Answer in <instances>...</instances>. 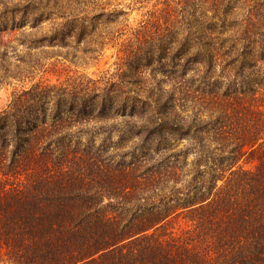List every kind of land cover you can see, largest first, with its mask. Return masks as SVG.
<instances>
[{
  "label": "trees",
  "instance_id": "trees-1",
  "mask_svg": "<svg viewBox=\"0 0 264 264\" xmlns=\"http://www.w3.org/2000/svg\"><path fill=\"white\" fill-rule=\"evenodd\" d=\"M62 1L0 0V58L18 63L0 90L30 82L0 110V264H264V0H164L125 39L97 32L117 11ZM19 45L45 73L109 49L116 68L32 82ZM182 214L193 229L159 234Z\"/></svg>",
  "mask_w": 264,
  "mask_h": 264
},
{
  "label": "rangeland",
  "instance_id": "rangeland-1",
  "mask_svg": "<svg viewBox=\"0 0 264 264\" xmlns=\"http://www.w3.org/2000/svg\"><path fill=\"white\" fill-rule=\"evenodd\" d=\"M11 1L14 2V0ZM92 1L94 3L93 2H91L93 4L88 3V6L90 10H92L93 13H95L96 15L101 13V8L103 7H107L108 11H117L119 13V16L117 17L115 23H111L108 27H100V29L97 31L98 34L103 35L106 34L107 32L106 36H108L111 32L117 31L119 33H115V37L118 36L124 39L128 36V35L125 36V29H129L130 27L136 28L141 22L147 21L150 12L160 11L164 8L163 5L164 0H92ZM186 2H188V7H187L188 11H194L192 10V8L194 9L198 8V10H200V8L201 9L203 8V4L200 0H195V1L189 0ZM58 8H60L59 10H61V12L71 13L74 6L72 5L69 7L68 5H66V1L63 0L62 2H59ZM52 18H56V16L53 13H52ZM126 20H128V22H126ZM50 26H51V22H44L40 27V29H37L35 31L40 32V30H42L43 28H46L48 30ZM24 31L28 33L33 32L32 29L29 27H26ZM45 49H46L45 52H48V54H52L55 52H62V53L67 52V50L63 48L46 47ZM19 50H20V54L24 55L27 60V64L24 63V65L25 67L27 66L28 71H25L22 75L31 74L32 71H34V73L32 74L37 76L35 80H33L32 82L43 81L44 78L45 79L50 78L54 82H56L57 79L64 81L68 76H76L78 74H88L89 76L95 77L97 75H101V72L106 71L108 69L114 72L116 68L114 64L115 62H117L116 50L109 49L106 52H103V54L99 56L97 60L88 61L89 64L88 66H83L79 64L78 67H76L72 65L70 62H65V61L64 62L60 61V63L56 64V62L54 61L55 59H53L52 62L55 65L46 67L45 69L46 73H45L44 71H40L39 69L33 70L35 65L33 64L32 59L27 55L26 49L23 46L19 45ZM46 54L43 56H46ZM2 61H3L2 58H0V64ZM3 62L12 69H14V65L18 64L14 55H10L9 57L5 58ZM93 64L96 66H94ZM156 70L158 71L150 70L147 72V78L150 84H154L159 80L164 81L163 76L160 73L159 69ZM23 79L24 78L22 77L21 80ZM169 85L170 84L164 83V86L167 89H170V91H172L173 88ZM29 86H30L29 79H25L24 81H13L11 85L2 88L0 90V110L6 107V105L9 103L14 91L20 90L23 87L29 88ZM173 91H175V89H173ZM176 93L179 97V93L177 92V89H176ZM187 108L189 114H192V112H196V113H200V111L205 112L204 107L202 106L199 107L197 105H194V103L188 104ZM207 131L209 132V130ZM213 136H215V132L208 133L206 141L210 142V140H212L211 137L213 138ZM174 144H175V147H173L174 152L184 151L187 147H189V142L186 139L183 140L176 139L175 141H173V145ZM193 159H194L193 156H190L188 158L187 161L188 166L185 168V176H186L185 178L188 180H190L194 175V168L192 166ZM201 171L208 172L209 167L204 165L201 168ZM152 200L155 201L156 204L160 205V201L157 200V197H153ZM192 223L193 222H191L188 217L182 214L181 216L172 218L169 221V224L165 228L159 231V234L164 235L173 231L175 232V234L181 235L183 230L193 229L194 226Z\"/></svg>",
  "mask_w": 264,
  "mask_h": 264
}]
</instances>
